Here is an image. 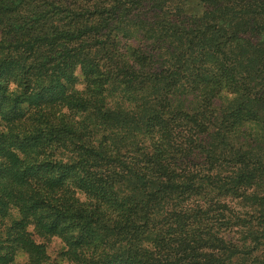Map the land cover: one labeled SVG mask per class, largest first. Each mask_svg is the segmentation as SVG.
Segmentation results:
<instances>
[{"label": "trees", "instance_id": "16d2710c", "mask_svg": "<svg viewBox=\"0 0 264 264\" xmlns=\"http://www.w3.org/2000/svg\"><path fill=\"white\" fill-rule=\"evenodd\" d=\"M0 264H264V0H0Z\"/></svg>", "mask_w": 264, "mask_h": 264}]
</instances>
